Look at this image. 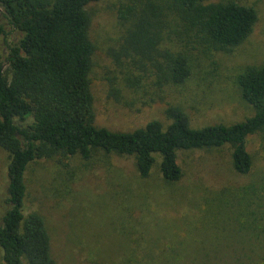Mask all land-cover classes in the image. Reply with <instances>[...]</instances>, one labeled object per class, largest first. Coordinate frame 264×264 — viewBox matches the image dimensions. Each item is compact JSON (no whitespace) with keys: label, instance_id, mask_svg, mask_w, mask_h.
<instances>
[{"label":"rangeland","instance_id":"obj_1","mask_svg":"<svg viewBox=\"0 0 264 264\" xmlns=\"http://www.w3.org/2000/svg\"><path fill=\"white\" fill-rule=\"evenodd\" d=\"M131 1L87 7L96 46L91 88L97 127L131 132L155 120L168 126L171 105L184 110L193 128L234 125L255 114L237 77L264 65V0H236L256 8L253 33L230 53L190 49L192 76L182 86L157 89L139 64L132 72L144 89L119 85L123 91L115 97L112 48L126 36L119 9ZM0 24L7 31L0 40L5 58L21 35L1 15ZM164 43L174 51L184 46L175 35ZM247 150L255 163L247 175L234 170L229 145L180 152L183 177L174 184L163 179L160 159L148 178L140 176L134 157L117 154L99 152L89 162L74 158L67 168L57 158L40 160L27 174L26 212L45 219L58 264H264V191L251 202L252 190L264 185V132L248 138ZM9 159L0 150V219L7 209Z\"/></svg>","mask_w":264,"mask_h":264},{"label":"trees","instance_id":"obj_2","mask_svg":"<svg viewBox=\"0 0 264 264\" xmlns=\"http://www.w3.org/2000/svg\"><path fill=\"white\" fill-rule=\"evenodd\" d=\"M99 1L0 0V15L21 35L7 57L0 54V150L10 157L7 209L0 219L4 264H58L45 219L26 212L27 174L40 160L57 158L67 168L74 158L89 162L99 152L117 154L134 157L140 176L148 178L160 159L163 179L174 184L183 177L180 152L229 145L238 174L255 167L247 141L264 132V65L247 67L237 77L242 99L255 110L243 122L193 128L184 110L171 105L165 111L168 126L156 120L131 132L96 126V46L87 7ZM119 19L128 29L112 48L115 97L123 89H144L132 72L139 64L151 72L157 89L182 86L192 76L190 49L234 51L253 33L258 12L236 0H132L121 6ZM5 35L0 24V40ZM173 35L184 43L181 50L164 47ZM260 191L263 184L252 190L253 204Z\"/></svg>","mask_w":264,"mask_h":264}]
</instances>
